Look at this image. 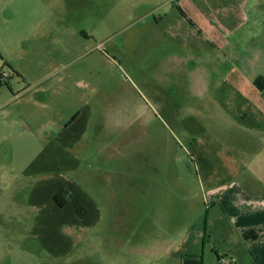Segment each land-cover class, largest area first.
<instances>
[{"label":"crops","instance_id":"1","mask_svg":"<svg viewBox=\"0 0 264 264\" xmlns=\"http://www.w3.org/2000/svg\"><path fill=\"white\" fill-rule=\"evenodd\" d=\"M28 1L23 12L11 6L0 36V70L14 74L0 88V264H26L31 248L25 241L33 237L55 259L73 250L77 237L101 217L102 198L94 186L102 188L112 215L123 214L126 202L142 200L135 195L143 174H131L141 167H129L128 173L121 164L97 165L93 159L122 156L118 146L114 151L95 146L90 132L98 122L97 136L104 139L108 120L124 117L120 108L128 104L111 99L109 88L106 93L112 77L104 64L114 62L100 46L107 48L111 40L110 0H86L82 17L69 21L61 17L64 3L78 0ZM150 4L144 16L160 27L167 13ZM178 5L182 19H171L167 39L151 37L163 51L156 47L141 56L146 62L158 56L169 61L171 66L156 74L167 88L142 91L133 114L134 122H142L143 103L165 101L171 91V104L184 107L185 133L201 173L205 225L193 230L189 221L178 240L171 238L168 259L264 264V91L255 85L264 78V9L251 4L261 13L256 20L240 0H179ZM89 7L100 11L97 18H87ZM137 69L149 82L146 68ZM61 192L74 196L64 207L54 200ZM79 207L88 211L83 219L76 214ZM17 235L23 247L17 248Z\"/></svg>","mask_w":264,"mask_h":264},{"label":"rangeland","instance_id":"2","mask_svg":"<svg viewBox=\"0 0 264 264\" xmlns=\"http://www.w3.org/2000/svg\"><path fill=\"white\" fill-rule=\"evenodd\" d=\"M28 2L0 0V36L6 32L5 26L13 10L11 6L19 5L23 12V7ZM154 2L161 5V13H167L166 21L160 27L151 23L152 16H144L149 9L148 6L152 5L150 3ZM231 2L239 0H218L221 4ZM240 2L247 4L245 13L251 19H262L259 15L263 12L264 0ZM253 3H256L257 7L261 5L259 8L261 13L255 12L251 5ZM178 4L179 0H110L111 40L107 48L104 45L100 46V51L107 56L110 55L114 62L110 65L104 64L106 74L112 77L106 93L109 88L111 99L122 98L127 100L128 104L120 108L124 117L115 119L112 115L108 120L106 130L103 131L104 139L97 136L98 122H94L90 132L93 134L91 142L94 141L95 146L109 145L113 151V148L118 146L121 148L122 156L107 160L103 156L95 155L93 159L97 165L110 162L113 165L121 164L127 168V172L129 167L130 169L141 167L142 172L131 170V174L140 173L143 177L138 183L136 195L132 190L130 195L134 194L142 200L135 203L126 202L123 214L118 212L119 214L112 215L113 213L105 208L104 195L100 194L102 188L94 186L97 197L102 198L99 199L101 217L94 228L88 233L80 234L77 237V246L59 259L46 254L34 237L29 240L31 242L25 241V247L29 243L31 248L30 253L26 252V264H171V260L168 259L171 238L178 240L189 221L193 230L205 225L206 211L201 204V173L197 167V160H194L190 152L192 139L185 133L184 107L175 105L179 101H173L174 104H171L170 91L169 98H163L167 99L165 101L144 102L142 109L145 110L146 119L137 123L133 121L135 117L133 114L136 106L140 104L139 96L142 91L146 93L148 87L152 86L160 88L162 92L167 88V84L160 81L156 74L170 67L169 61L163 56H158L146 62L141 56L142 53L148 56L156 47H159V53L163 51L161 50L163 44L153 43L151 37L167 39L171 19H182ZM86 5L87 2L77 5L65 2L61 17L67 21L73 18L77 20L78 17H82ZM163 5L165 7H162ZM47 9L45 16L50 15L48 13L50 8ZM99 12L89 7L85 13L87 18L92 20L99 16ZM79 62L81 66H86L88 59ZM137 64L140 68H146L147 74L151 77L149 82L144 81L142 70L137 69ZM190 126L192 127L193 123ZM146 132L154 134L155 139H149ZM139 134L140 140H137ZM188 135L193 136L194 133ZM183 186L185 188H182ZM185 198L189 199L188 203L185 202L187 200ZM19 241L17 235V248L23 247ZM17 256L20 263L22 257L19 252Z\"/></svg>","mask_w":264,"mask_h":264},{"label":"trees","instance_id":"3","mask_svg":"<svg viewBox=\"0 0 264 264\" xmlns=\"http://www.w3.org/2000/svg\"><path fill=\"white\" fill-rule=\"evenodd\" d=\"M255 85L258 87L259 90L264 91V78L262 77L257 78V80L255 81ZM1 87L2 86H0V88ZM73 197L74 196L72 193L61 192L55 195L54 200L57 203V205H59L60 207H64L73 199ZM76 214L80 219H83L87 215V209L84 207H79L76 210Z\"/></svg>","mask_w":264,"mask_h":264},{"label":"built area","instance_id":"4","mask_svg":"<svg viewBox=\"0 0 264 264\" xmlns=\"http://www.w3.org/2000/svg\"><path fill=\"white\" fill-rule=\"evenodd\" d=\"M13 73L7 69L0 70V86L7 85L10 79L13 77ZM222 264H233L232 260L223 259L221 260Z\"/></svg>","mask_w":264,"mask_h":264},{"label":"flooded vegetation","instance_id":"5","mask_svg":"<svg viewBox=\"0 0 264 264\" xmlns=\"http://www.w3.org/2000/svg\"><path fill=\"white\" fill-rule=\"evenodd\" d=\"M80 1V2H79ZM86 0H78L77 2H70L69 1V5H77V4H79V3H82V2H85Z\"/></svg>","mask_w":264,"mask_h":264}]
</instances>
